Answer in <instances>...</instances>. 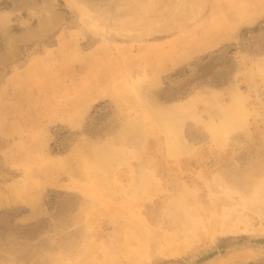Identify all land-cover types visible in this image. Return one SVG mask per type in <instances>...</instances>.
Returning a JSON list of instances; mask_svg holds the SVG:
<instances>
[{"label":"rangeland","instance_id":"obj_1","mask_svg":"<svg viewBox=\"0 0 264 264\" xmlns=\"http://www.w3.org/2000/svg\"><path fill=\"white\" fill-rule=\"evenodd\" d=\"M0 264H264V0H0Z\"/></svg>","mask_w":264,"mask_h":264}]
</instances>
